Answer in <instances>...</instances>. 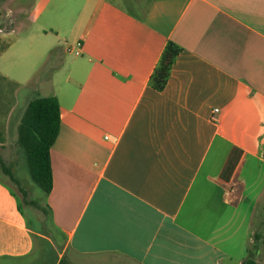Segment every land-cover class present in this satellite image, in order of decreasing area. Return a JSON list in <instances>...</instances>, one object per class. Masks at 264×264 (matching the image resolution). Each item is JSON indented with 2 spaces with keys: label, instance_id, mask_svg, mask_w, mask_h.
Returning a JSON list of instances; mask_svg holds the SVG:
<instances>
[{
  "label": "crops",
  "instance_id": "obj_1",
  "mask_svg": "<svg viewBox=\"0 0 264 264\" xmlns=\"http://www.w3.org/2000/svg\"><path fill=\"white\" fill-rule=\"evenodd\" d=\"M25 15L44 45L22 79L0 75L59 104L50 213L33 212L54 244L0 181V264H44L42 239L56 264H241L264 195V0H33ZM168 42L181 52L157 92Z\"/></svg>",
  "mask_w": 264,
  "mask_h": 264
},
{
  "label": "rangeland",
  "instance_id": "obj_2",
  "mask_svg": "<svg viewBox=\"0 0 264 264\" xmlns=\"http://www.w3.org/2000/svg\"><path fill=\"white\" fill-rule=\"evenodd\" d=\"M31 2L33 0H0V53L6 52L3 57H0V73H8L17 79H22L35 62L30 51L44 45V37L39 31L37 23L24 21L26 19L25 12ZM24 50L28 51L30 58L20 56ZM49 55L50 53H47L43 61L40 59L37 62L35 68V71H37V67L39 69L37 75L41 76L44 73V67L41 66ZM48 70L47 75L51 72L50 69ZM26 86L27 82L20 87L4 80L0 75V157L12 175L20 182L21 188L26 191L27 196H22L17 185L3 172L1 166L0 181L9 185L17 195L31 228L39 229L41 232L38 233L47 237L54 244L52 231L47 230V228L41 229V225L34 218L33 212L41 215L42 212L32 206L30 208L28 205L30 201H35L39 209H42L41 207L45 206V195L31 181L22 152L17 145V127L24 109L31 99L39 95L38 92H33V86H29L28 89H26ZM260 203H264V195L260 199ZM251 226V232H254L253 222ZM262 230H264V227H262ZM236 240L240 246L237 249L241 250L242 243V261H244L247 257L250 240L243 235L237 237ZM40 247V240H36L37 252H39ZM257 261L258 264H262L261 256Z\"/></svg>",
  "mask_w": 264,
  "mask_h": 264
},
{
  "label": "trees",
  "instance_id": "obj_3",
  "mask_svg": "<svg viewBox=\"0 0 264 264\" xmlns=\"http://www.w3.org/2000/svg\"><path fill=\"white\" fill-rule=\"evenodd\" d=\"M180 52L181 48L173 42L166 44L149 78L148 84L153 90L163 91L167 85L172 65ZM34 84L35 81H31L26 89ZM59 123L57 98L55 96H38L27 103L17 127V145L22 152L29 177L43 191L45 197L52 189L50 149L58 136ZM0 166L3 172L17 185L22 196L26 197V191L21 188L20 182L12 175L1 157ZM28 205L37 208L45 216L50 213L47 209H39L35 201H30ZM48 219L46 218V220ZM252 222L255 231L250 234L247 257L241 264H258V258L260 256L264 258V230H262L264 227V203L261 204L260 200L253 210ZM41 245L45 249V253L42 255L44 264H56L55 252L50 242L42 239ZM59 264H62V261Z\"/></svg>",
  "mask_w": 264,
  "mask_h": 264
},
{
  "label": "built area",
  "instance_id": "obj_4",
  "mask_svg": "<svg viewBox=\"0 0 264 264\" xmlns=\"http://www.w3.org/2000/svg\"><path fill=\"white\" fill-rule=\"evenodd\" d=\"M66 51H67V53H71L72 52V49H70V48H67L66 49ZM74 55H77L78 53H77V51L76 52H72ZM217 112V110H214L213 111V113H216Z\"/></svg>",
  "mask_w": 264,
  "mask_h": 264
}]
</instances>
